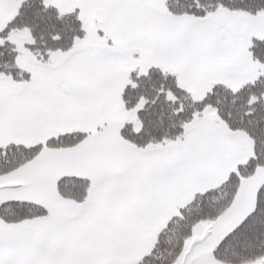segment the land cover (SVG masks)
Here are the masks:
<instances>
[{
    "label": "snow or ice",
    "instance_id": "1",
    "mask_svg": "<svg viewBox=\"0 0 264 264\" xmlns=\"http://www.w3.org/2000/svg\"><path fill=\"white\" fill-rule=\"evenodd\" d=\"M0 264H264V0H0Z\"/></svg>",
    "mask_w": 264,
    "mask_h": 264
}]
</instances>
